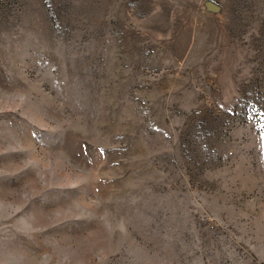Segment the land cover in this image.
<instances>
[{
    "label": "rangeland",
    "instance_id": "obj_1",
    "mask_svg": "<svg viewBox=\"0 0 264 264\" xmlns=\"http://www.w3.org/2000/svg\"><path fill=\"white\" fill-rule=\"evenodd\" d=\"M0 264H264V0H0Z\"/></svg>",
    "mask_w": 264,
    "mask_h": 264
}]
</instances>
